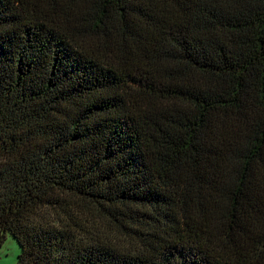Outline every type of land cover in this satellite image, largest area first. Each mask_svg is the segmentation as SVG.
Here are the masks:
<instances>
[{
    "label": "trees",
    "instance_id": "16d2710c",
    "mask_svg": "<svg viewBox=\"0 0 264 264\" xmlns=\"http://www.w3.org/2000/svg\"><path fill=\"white\" fill-rule=\"evenodd\" d=\"M15 264H264V0H0V246Z\"/></svg>",
    "mask_w": 264,
    "mask_h": 264
},
{
    "label": "rangeland",
    "instance_id": "374dc122",
    "mask_svg": "<svg viewBox=\"0 0 264 264\" xmlns=\"http://www.w3.org/2000/svg\"><path fill=\"white\" fill-rule=\"evenodd\" d=\"M19 252L16 241L7 235L5 242L0 246V264H15Z\"/></svg>",
    "mask_w": 264,
    "mask_h": 264
}]
</instances>
